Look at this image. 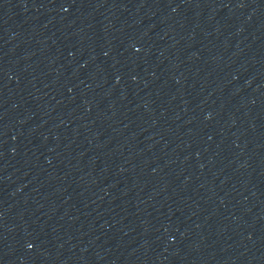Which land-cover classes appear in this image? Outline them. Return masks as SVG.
Here are the masks:
<instances>
[{
	"label": "water",
	"instance_id": "obj_1",
	"mask_svg": "<svg viewBox=\"0 0 264 264\" xmlns=\"http://www.w3.org/2000/svg\"><path fill=\"white\" fill-rule=\"evenodd\" d=\"M132 264H264V0H116Z\"/></svg>",
	"mask_w": 264,
	"mask_h": 264
}]
</instances>
